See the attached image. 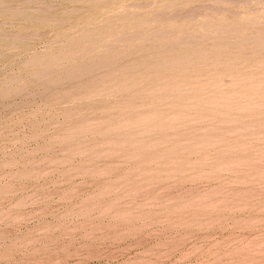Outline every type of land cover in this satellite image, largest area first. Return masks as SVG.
Here are the masks:
<instances>
[{"label": "rangeland", "instance_id": "obj_1", "mask_svg": "<svg viewBox=\"0 0 264 264\" xmlns=\"http://www.w3.org/2000/svg\"><path fill=\"white\" fill-rule=\"evenodd\" d=\"M0 264H264V0H0Z\"/></svg>", "mask_w": 264, "mask_h": 264}, {"label": "bare ground", "instance_id": "obj_2", "mask_svg": "<svg viewBox=\"0 0 264 264\" xmlns=\"http://www.w3.org/2000/svg\"><path fill=\"white\" fill-rule=\"evenodd\" d=\"M164 4V3H163ZM126 5V4H125ZM213 5V4H212ZM52 6V5H51ZM134 6V5H133ZM44 9V8H43ZM260 9V8H259ZM198 15V14H197ZM190 16V15H189ZM170 17V16H169ZM125 19V18H124ZM159 29V28H158ZM107 34V33H106ZM155 34V33H154ZM132 35V34H131ZM152 35V34H151ZM129 36V35H128ZM143 38H144V36H143ZM147 38H149V37H147ZM119 39V38H118ZM125 39V38H124ZM165 40V39H164ZM261 40H262V38H261ZM107 45V44H106ZM259 45V44H258ZM104 46V45H103ZM76 50V49H75ZM160 50V49H159ZM158 50V51H159ZM156 51V50H155ZM157 52V51H156ZM184 53V52H183ZM121 55V54H120ZM142 55V54H141ZM153 55V54H152ZM158 55V54H157ZM107 56V55H106ZM144 56V55H143ZM148 56V55H147ZM144 57H146V55L144 56ZM143 58V57H142ZM154 58V57H153ZM145 59V58H144ZM151 59V58H150ZM188 59V58H187ZM129 60V59H128ZM132 60H134V59H132ZM146 60V59H145ZM144 60V61H145ZM110 61V60H109ZM196 61V60H195ZM219 61V60H218ZM123 62V61H122ZM135 63V62H134ZM144 63V62H143ZM149 63V62H148ZM127 64H128V62H127ZM190 64V63H189ZM117 65V64H116ZM133 65V64H132ZM145 65V64H144ZM103 66V65H102ZM112 66H113V64H112ZM134 66V65H133ZM142 66V65H141ZM140 66V67H141ZM125 67V66H124ZM130 68V67H129ZM132 68H135V67H132ZM131 68V69H132ZM127 69V68H126ZM114 70V69H113ZM125 70V69H124ZM123 70V71H124ZM93 71V70H92ZM106 71V70H105ZM118 71V70H117ZM130 71V70H129ZM102 72V71H101ZM43 73V72H42ZM50 73V72H49ZM100 73V72H99ZM112 73V72H111ZM90 74V73H89ZM101 74V73H100ZM237 74V73H236ZM112 76V75H111ZM258 76V75H257ZM243 87V86H242ZM208 103V102H207Z\"/></svg>", "mask_w": 264, "mask_h": 264}]
</instances>
